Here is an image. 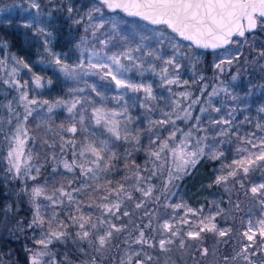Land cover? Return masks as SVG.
<instances>
[{
  "label": "snow or ice",
  "instance_id": "6c2138e0",
  "mask_svg": "<svg viewBox=\"0 0 264 264\" xmlns=\"http://www.w3.org/2000/svg\"><path fill=\"white\" fill-rule=\"evenodd\" d=\"M99 3L111 11L119 9L128 16L138 17L150 25L164 26V29L170 30V33L175 34V36L165 31H159V34L155 36L145 34L146 30L142 26H138V31L135 33L121 35L117 24L106 20L103 17L101 8L96 7L89 11L88 20H93V12L101 13V16L98 21L85 28V33L90 28L91 37L100 47H97L95 43H91L87 35L80 37V42L76 45L80 49L78 63L70 65L64 62L59 55L52 53L47 47L48 41H44L45 51L54 56V59L49 63L58 66V70L66 78L79 81L83 77L99 76L101 80L114 83L117 90L123 89L125 91L113 97L118 104L123 101L121 110L107 109L104 106L93 107L91 110V120L94 122V126L102 128L109 138L101 139L93 131L85 135L81 141H77L76 134L78 131L82 133L89 132L88 128L84 126V115H80L78 122H73L67 127L63 124L60 125L63 132L72 135L69 139H65L62 135L60 137L61 156L59 163L62 164L67 173H75L79 170L78 177L67 180L66 184L60 182L59 187H53L51 192H49L47 184L35 185L30 190L25 184V187L21 189L29 195L35 209V215L29 227H43L45 223L47 224V231L42 233L39 240L35 241L40 249L36 251L29 250L31 251L29 264H44L45 257H51L47 264H57L55 254L49 250V246L54 242L66 243L69 239L74 244L77 242L87 243L97 254L92 256L90 260L82 261L81 264H103V260L106 259L104 254L112 246L114 233L124 232L128 228L127 224L117 225L109 219V217H115L119 220L120 216L117 213L120 212L123 202L133 200L132 192L126 190L128 181L134 179L135 182L129 186L142 196L139 202H135V209H141L149 198L155 201L159 200V197H153L155 190L153 185L142 186L157 176L158 173L161 176L166 173L164 180V190L166 191L168 185L172 184L173 181L188 175L189 169L194 168L201 158L208 156L210 159H219L224 155L222 151L217 152L215 148L206 152V148L209 147L205 143L208 140V129L201 125L200 116L194 118L195 123L191 124L187 131L176 125L178 120L187 123L193 119V108L200 103V97L192 98V93L189 91L173 93L176 98L171 100V111L161 109L162 118H149L148 120L147 131L153 133V129L158 130L149 137L152 146L149 149L152 168L145 167L141 169L134 162L133 166L126 163L124 167L128 169L130 175L124 176L122 181H116L115 184L111 179L106 178L101 183V174L106 177L114 169L115 162L119 160V156L110 146L111 141L140 144L141 130L137 129L133 132L128 128L131 116L127 115L128 100L125 99V96L128 92H143L145 102L141 103L140 107L145 108L148 113L155 110L147 103L157 99L153 92V85L151 83L134 82L129 76L130 73L135 71L143 76L145 72H151L159 76L161 86L188 85L189 81L184 80L181 82L179 79V69L181 68L179 60L185 58L186 54L181 51V45L175 39L176 37L180 41L190 42V46L194 45L197 49H225L227 51L228 46L237 45L238 47L234 53H229L225 58L214 64L217 70L223 72L222 65L231 66L234 61L238 62L241 56L244 55L242 49L243 45L247 43L246 34L253 33L257 27L264 30V0H99ZM31 8L36 9L39 14L40 4L35 0L31 3ZM72 11L73 9L69 7L68 12L71 14ZM75 22L79 24L81 20ZM34 23L39 24L37 17H33V22L25 23L24 27L32 28ZM105 23L111 24L112 31L107 35L101 33L98 36L97 33L105 27ZM36 30L39 33L50 35V33H46L43 27H37ZM117 35L120 39L114 43L113 41ZM137 35H139V40L135 42V46H132ZM152 41H154V44ZM166 42L173 49V54L167 56V58H165L163 51ZM112 49L116 50L113 51ZM261 58H264V48L257 52L254 60ZM12 59L16 62V65L28 69L29 72L32 71L30 65L23 58L13 56ZM155 61L161 63L159 71H157ZM6 66V61L0 59V67ZM18 71V67H12L8 73L9 79L3 80V83L15 87L17 90L26 88L27 81L21 84L16 79ZM200 79L202 80L203 77H200ZM232 79L235 80L236 77L233 76ZM41 81L42 78L39 75H34L33 82L37 87L43 86ZM196 82L193 80V83ZM48 83H51V81H48ZM87 87L91 88V91L101 97L102 100L106 99L95 85H87ZM206 88L207 85L201 88V96ZM168 90L171 92L170 87ZM69 91L82 93L85 89L76 88ZM220 91L227 92L228 90L227 88H213L206 101L208 107H201V113L208 112L209 108L217 113L221 111L219 107H214L211 103V98L217 96ZM19 99L24 109L22 116L15 111L11 103L7 105L8 111L15 117L16 123L14 128L3 136L7 152L2 159L6 162L7 172L11 174L13 179L35 181L40 175L43 165L33 163L37 157H34L28 142L32 140L34 144L35 137L31 135L27 122L29 117L37 111L32 106L38 105L40 102L35 98L29 99L27 91H21ZM89 102L91 103L90 98ZM43 105L48 106V113H51L54 108L64 106L69 114H73L75 121L74 112L77 106L81 105V98L73 97L71 102L57 100L55 103H49L45 100L40 106ZM261 111H264V108ZM227 115L232 116V119H234L232 112ZM232 119H225L223 116L219 119L209 118L208 122L213 126H228L219 128L213 135V139L216 136L229 135L232 128ZM6 123L11 125L12 119L7 120ZM169 125L171 127H168ZM255 127L258 132L264 133V124L257 123ZM159 130L167 131V135H161ZM2 131L3 128L0 127V132ZM178 133L180 134L179 139ZM197 133H203V135H196ZM57 134L59 135V133ZM232 135L237 136L244 146L237 148V153L240 154L238 159L232 160L231 164L223 165V168H227L228 171L226 174L218 175L215 178L214 183L217 185H226L230 179H236L241 173L246 177L254 168L264 167V163H262L264 162V135L258 136L257 132H250L246 136H239L238 132H232ZM223 142L218 141V143ZM44 144L50 149L57 147L55 143L49 144L47 140L44 141ZM67 148L71 149L72 158L70 161L64 158ZM137 150L139 149L137 148ZM128 155L130 156L131 153H128ZM51 159L57 160L58 157L53 153ZM56 171L54 168L53 172ZM142 172H148L149 175L145 177L141 174ZM77 180L79 181L78 186L73 187L74 182ZM237 183L240 184L241 188H244L243 180H238ZM249 194L258 199L262 210H264V183L252 184L245 191V195ZM40 198L48 201L46 207L52 209L51 215L47 218L41 214V204L37 202ZM85 200L88 202L85 203ZM58 207L69 209L66 213L68 223L59 218V212L56 211ZM85 207L98 209L99 215L94 216L91 211H83ZM165 207L172 208L173 215L170 219H166L158 225L160 239L156 240L155 237L145 235L146 229H152L151 218L143 227L135 225L133 231H138V235L132 237L131 232H129L128 238L123 243L129 244L130 239L131 244L140 245L141 250L126 254V258L121 259L120 264H150L153 257L143 252L145 246L148 248L158 246L161 252L169 253L172 251L170 247L172 245H177L180 251L191 247L187 241L202 240V234L204 233H211L219 238L231 235V228H219L216 223V218L225 213V209L219 206H217L215 213L210 212L207 215L203 214L202 208L197 211L184 203L166 204ZM239 207V203L235 204L236 209H239ZM180 209H185L183 216H179L178 210ZM189 214L198 219L191 222L188 219ZM122 215L130 217L131 214L128 210H124ZM144 215L154 217L155 213L145 211ZM172 221H176V223ZM177 224L190 225V227L187 231H184L181 227H177ZM70 227L76 229L74 236L69 231ZM240 238L242 242L239 250H234V254L231 256H223L224 264H229L230 261L232 264H240V262L242 264H264V216L255 222L249 218L246 227L240 233ZM244 240L247 243H243ZM223 243L227 244L228 241L225 240ZM116 247L118 248L119 245H116ZM78 251L87 255L83 247H80ZM197 251L201 257H207L209 254L207 247L198 246ZM142 252L143 256L141 255ZM257 256L262 258L259 260L253 259ZM65 260H68L67 254H65Z\"/></svg>",
  "mask_w": 264,
  "mask_h": 264
},
{
  "label": "rangeland",
  "instance_id": "374dc122",
  "mask_svg": "<svg viewBox=\"0 0 264 264\" xmlns=\"http://www.w3.org/2000/svg\"><path fill=\"white\" fill-rule=\"evenodd\" d=\"M2 1L6 0H0V27L2 25L9 24L12 21L21 22L24 25L25 23L33 22V17H37V19L39 20V24L34 23L33 27L29 28L30 30L28 32L31 39V44L35 46L34 54L37 55L36 58L42 56L44 57V59L47 60L48 63L49 61H52L54 59V56L49 55V53L45 51V40L48 41L47 47L51 50L52 53L59 55L64 62L71 65L78 63L80 59V49L76 47V45L80 42V37L87 35L91 43H95L97 47H100V45L91 37L90 28L88 32L85 33V28H88L91 23L98 21L101 16V13L93 12V20H88L87 15L89 11L96 7L101 8L103 17L106 20L115 22L117 24L121 35L125 33L137 32L138 26H142L146 30L145 34H152L153 36L158 35L159 31H165L171 34L170 30L164 29V26L150 25L146 21H143L138 17H130L122 11H111L101 5L98 0H67L71 7H73L72 9L74 13L73 24L70 25L66 30H64L63 28L53 27L55 23H53V16L50 10L55 9L56 2H54V0H35V2L40 4L39 14L37 13L36 9L31 8V3L33 2V0H14L15 3L10 5L9 7H5L6 4L2 3ZM77 20H81V23H76L75 21ZM37 27H43L46 33H50V35H45L43 33L37 32ZM111 31V24L105 23V27L103 29H100V32H98L97 35L100 36L101 33L107 35ZM171 35L175 36V34ZM119 39L120 37L119 35H117L113 42L115 43L119 41ZM175 39L179 41L181 45V51L186 54L185 58L179 60V63L181 64V68L179 69V79L181 82L187 80L189 81V84H181L179 86H161V81L158 75H154L151 72H145L143 76H141L140 74L133 71L129 74L130 78L134 82L151 83L153 85L154 95L157 97L155 101L147 102L155 109L153 112L148 113L146 112V109L142 107H140V109L143 115L146 117L147 121L149 120V118L160 119L162 118L160 111L161 109H163L164 111H171V100L176 98L175 96H173V93L189 91L192 93V98H196L197 96H199L200 103L195 105L193 108V119L189 121L188 129L191 124L195 123L194 118L196 116H200L201 125L208 129V140L205 143L209 147L206 148V152L215 148L217 152L222 151L224 155L221 156L219 159H210L208 156L201 158L200 161L196 164L195 169L193 170L191 177L188 178L187 182H185V184L176 186L165 202L159 203L158 201L154 200V202L157 204L154 208V211H152V213H155L154 217L145 216L142 213L141 209H135V204L132 208V211L130 212V217H124L122 214L119 213H117V215L120 216L119 220L115 219V217L114 219L113 217H109V219H111L113 223L117 225L127 224L128 228L124 232L114 233L112 246L110 250L104 254L106 256V259L103 260V264H120L121 259L126 258V254H131V252L133 251H140L141 246L131 244L130 239L129 244L127 245L123 243V241L128 238L129 232H131L132 237L138 235V231H133L134 226L139 225L140 227H143L149 222L150 218L152 219V229H146L145 235L149 237H155L156 240H159L160 230L158 229V225L164 220L170 219L173 215V209L170 207H165L166 204L174 205L178 203H184L188 207H191L192 209L197 211L202 208L204 215H207L210 212L215 213L217 206H219L220 208L225 209V213L224 215L218 216L216 218V223L219 228H231L232 232L230 236H226L224 238H219L218 236L211 233H204L202 234V240H188L187 243L191 245V247H187L183 251H180L177 245L170 246L172 248V251L169 253L161 252L158 246L155 248H148L147 246H145L143 252H146L148 255L153 257L150 264H197V262H199V264H224L222 259L223 256H231L234 254V250H239L240 244L242 242L240 238V233L246 227L249 218H251L252 221L255 222L257 219L264 216V210H262L260 204L259 206L254 207V210H248L243 208L244 206H240V200L238 197V190H236V186L239 184L237 183L238 180H243L242 173L238 175L236 179H230L226 185H217L214 183L215 178L218 175L226 174V172L228 171L227 168H223V165L231 164L232 160L238 159L240 154L237 153V148L244 146L241 144L237 136L232 135V132H238L239 136H246L250 132H257L258 136L264 135V133L258 132L255 127L257 123L264 124V111H261V109L264 108V82H259L256 77L249 71L245 72L242 70L241 72H230L232 66L235 64L236 61H234L231 66L227 64L222 65L225 72L228 73V76L219 78L218 83L213 88H227L228 91H220L217 96L211 98L212 106L219 107L221 111L217 113L212 111L211 108H209L208 112L201 113V107H208L206 103L208 99V94L211 93L213 90V88H206L202 96L201 90L197 94L193 91V80L195 78V75L198 73L193 63L197 58L199 59L201 57L202 52L190 50L191 47L195 46H190V42L188 41H180L178 37H176ZM138 40L139 35L135 37L132 46H135V42H137ZM62 42H64L65 48H62ZM152 43L154 44V41H152ZM55 45H57V47H55ZM237 47V45L228 46L227 51L225 49L212 50L215 56V63H218L220 59L225 58L229 53H234ZM112 50L115 51L116 49ZM163 51L165 58L173 54V49L167 45V42ZM13 56L19 58L16 52L10 49L9 45L4 42L0 35V59L5 60L7 65L6 67L1 68L6 71V78L9 79L8 73L11 71L12 67L19 68V71L17 73L18 76H21L24 71L27 75H29L30 72L28 71V69L16 65V62L12 59ZM154 63L157 65V71H159L161 63L159 61H155ZM49 64L53 67L56 66L52 63ZM171 71L172 70L170 69V72ZM233 76L236 77L235 80L232 79ZM200 77L201 74H198V78ZM88 80L89 81H86V79L82 78L78 81L79 83L74 86V89H85V91L82 93L76 92L77 95L75 97H80L82 104V106L79 107L80 109L76 111L78 115L82 113L81 108L83 107V104H85V102L89 104H95L96 98L98 97V105L102 106V104L104 103V100H102L101 97L93 93L91 91V88L87 87V85H95L97 87V90L103 93L106 98L108 97V93H115L116 95H119L120 93L125 91L123 89L117 90L114 83H110L106 80H101L100 78H98L97 80L96 78L91 77ZM24 82L25 81H22L21 84H23ZM32 82L33 81H31V83L29 82L26 88L20 90H17L15 87H10L7 84L3 85L0 82V127L3 128L1 134L2 140L0 141V162L4 171V175L7 179L13 178L11 174L7 172V164L2 159V157L5 156L7 152V146L3 140V136L9 133L12 128H14L16 123L15 117L9 113L7 105L11 103L15 111L20 113L22 116L24 113V109L19 99L20 92L27 91L29 99H36L37 91L35 89H32L34 87ZM169 87L171 88V92H169L168 90ZM161 97H163V99H161ZM233 97H235V99H233ZM89 98L91 100V103L89 102ZM125 99L128 100L127 115H129V109L133 103H137L140 106L141 103L145 102L143 92H128V94L125 96ZM120 103L116 104V108H118L119 110H121L123 106V101H121ZM35 106L38 105H33L32 107ZM229 112H232L234 119H232V116L227 115ZM76 113L74 114L75 116H77ZM221 116H223L225 119H232L231 131L228 136H216V138L213 139V135L219 128L228 126H213L209 124L208 120L209 118L219 119ZM32 117L33 118H31L29 123H32L31 125L33 129L35 127L33 126V123H35L38 129L37 132L41 133V127H46L49 120V115L46 112L35 111ZM9 119H12L11 125L6 123V121ZM168 127L171 126L169 125ZM128 128L129 130H131L130 122L128 123ZM156 131L158 130L153 129V133ZM159 131L161 132V135H167V131ZM46 132L47 128L44 132V135H46ZM196 135H203V133H197ZM105 138L109 137H104L101 139ZM218 141L224 142L218 143ZM28 146L32 149L34 157H37V159H34L33 163H40L43 165V157H45L44 150L46 144H37L35 142L33 144V141H31L28 142ZM110 146L113 150V141H111ZM42 168L43 167H41V171ZM63 171L64 169L62 166L60 172L53 173L46 179H42L39 175L35 181L18 180L19 186L24 188L26 184L27 188L29 187L31 189L35 185L47 184V188L49 192H51L53 187H59L60 182L66 184L67 180H69V177L66 176ZM105 178L111 179L114 184L116 181H122L123 179L122 177H113V174L110 172L107 174L106 177L104 174H101V183H103ZM134 182V179L132 181L127 182V191L132 188L129 185L133 184ZM259 183H264V178H258L252 182V184ZM78 184L79 182L76 183L74 187H77ZM29 202L32 205V217L34 218L35 209L30 198ZM37 202L41 204V214L44 215L46 218L50 216L52 213V209L46 207L48 201L40 198ZM87 202L88 201L85 200V203ZM237 203H239V209L235 208V204ZM145 206L148 210L147 204H145ZM4 211L5 212L3 214H5V216L3 215L2 217H0V233H4L2 236H5L3 238L6 239L8 236V232L10 231L15 222V219L10 203L7 202L5 204ZM56 211L59 212V218L65 220V222L68 223L66 219V213H68L69 209L67 207H58ZM83 211H91L93 212L94 216L99 215L98 209H88L85 207ZM184 211L185 209L178 210L179 216H183ZM235 212L238 214V218L236 217L237 220L234 224L231 215H233V213ZM179 216L177 217V219L179 218ZM188 219L191 222H195L198 218L193 217L191 216V214H189ZM123 220L125 222H122ZM172 222L176 223V221ZM177 227H181L184 231H187L190 225L177 224ZM153 229H155V231H153ZM30 231L32 232L31 235L33 236V239L35 241L39 240L42 236V233H45L47 231V224L45 223L43 227H30ZM69 231L74 236L76 229L70 227ZM101 231H103V229H101ZM218 240L220 241L219 243ZM225 240L228 241L227 244L223 243V241ZM243 243H247V241L244 240ZM116 245H119V247L117 248ZM1 246L2 245L0 244V264H12L14 261L13 254L11 253L12 251L9 250L7 247H3V250H1ZM198 246L207 247L209 249V254L207 257L200 256L199 252L197 251ZM80 247H83L85 249L87 255H84L78 251ZM39 249L40 246L36 243L34 245H28V263L31 251H36ZM49 250L55 254L57 264H69V262L70 264H81L82 261L90 260L92 256L97 255L94 249L90 248L87 243L81 244L77 242L74 244L71 239H69L66 243L54 242L52 245L49 246ZM143 252L141 254L142 256ZM65 254H67L68 260H65ZM261 258L262 257L260 256L253 257V259L256 260H259ZM49 259H51V257H45L44 264H47V261ZM229 264H232V262L230 261ZM240 264H242V262H240Z\"/></svg>",
  "mask_w": 264,
  "mask_h": 264
},
{
  "label": "trees",
  "instance_id": "16d2710c",
  "mask_svg": "<svg viewBox=\"0 0 264 264\" xmlns=\"http://www.w3.org/2000/svg\"><path fill=\"white\" fill-rule=\"evenodd\" d=\"M54 2H56L55 9L50 10L53 16V23H55L53 27L63 28L64 30H66L70 25L73 24L74 11H72L71 14L68 12V8L71 7V5L67 2V0H54ZM2 3L6 4L5 7H9L10 5L14 4L15 1L6 0L2 1ZM29 30V28L24 27L23 23L12 21L11 23L2 25L0 27V35L4 42L9 45L10 49L15 51L19 58H23L24 61L28 63L32 69L29 75H27L24 71L21 76L16 75V79H18L20 83L22 81L31 83V81H34V75H39L42 78V87H37L35 83L32 82L34 86L32 89H35L37 91L36 99L38 102H40L38 106H35L34 108H36L37 111L46 112L49 115L50 119L48 120L46 127H41V133L37 132L38 129L35 123H33V126H35L34 129L31 125L32 123H29L31 118H33L32 116L29 117L27 125L31 135L35 137V143L44 144V141L47 140L49 144L55 143L57 145L55 149H50L47 145L45 146V157H43L44 164L40 173V177L42 179H46L54 173V168L57 170L55 173L61 171L62 164L59 163V158L61 156L59 148L61 135L64 136L65 139L71 138L72 135L70 133L63 132L60 128V125L63 124L65 127H67L73 122H78L80 115H84V126L88 128L89 132L82 133L78 131L76 134L77 141H81L85 135H88L93 131L97 133V136H99V138L108 137V134L104 132L102 128H96L94 126V122L91 120L92 108L99 107L98 97L96 98L95 104H89L85 102V104H83V107L81 108L82 113L80 115H78L76 111L80 109L79 107L82 106V104L77 106V109L74 112V114H77V116L74 115L75 121L73 119V114H69L66 107L64 106L54 108L51 113H48L47 105L40 106L45 100L49 103H55L57 100L71 102V100L77 95V93L70 92L69 90L74 89V86H76L79 82L66 78L63 73L58 70V66H51L47 62V60L44 59V57L40 56L36 58L37 55L34 54L35 46L31 44V39L28 32ZM246 36L247 43L243 45L242 49L244 55L241 56L238 62H235L230 72L235 73L241 72L242 70L245 72L249 71L256 77L259 82H264V58L254 60V57L257 56V52L264 48V30L258 27L253 33L246 34ZM61 44H63L62 48H65L64 42H62ZM55 47H57V45H55ZM190 50L202 52L201 57L199 59L197 58L193 63L196 71L198 72H196L197 74L194 78V80L197 82L193 83L192 85L194 89L193 91L196 94L201 90V88H203L204 85H207V88H213L218 83L219 78L228 76V73H226L225 70H223V72H220L214 67L215 56L212 50H202L195 47H191ZM5 73L6 71L0 67V82L3 85V80L7 79ZM198 74H201V77H203L202 80L198 78ZM91 77H94L97 80L99 78V76H87L83 78L86 79V81H89L88 79H90ZM48 81H51V83H48ZM115 96H117L115 93H108V97L104 99V103L102 104V106L107 109H116L118 111L119 109L116 108V104L118 103L113 99V97ZM129 115L131 116V131L135 132L137 129L141 130L140 144L135 145L134 143L113 141V151H115L119 156V160L115 162V167L111 171L113 177L115 178H123L126 175H130L128 169L124 167L126 163L129 166H133L134 162L136 165H139L141 169H144L145 167H147L148 169L152 168V163L149 158V149L152 146L150 145L149 137L153 133L147 131L148 121L146 120V117L143 115L140 106L137 103H133L131 105L129 109ZM188 124L189 122L185 123L182 120H178L176 122V125L184 131L188 130ZM77 126L79 128L78 123ZM46 128L47 132L46 135H44ZM57 133H59V135ZM1 134L2 132H0V141L2 140ZM179 138L180 134L178 133V139ZM31 141L32 140H29V142ZM137 148L139 150H137ZM53 153L57 155V160L51 159ZM128 153H131V155L129 156ZM64 158L68 159L69 161L71 160L72 156L70 148L66 149ZM194 169L195 167L189 169V174L184 175L182 179L173 181L172 184L168 185V189L166 191L164 190V180L166 178V173L163 176L158 173L157 176L153 177L150 181H147L142 186L146 187L148 185H153L155 187L153 197H159L158 202L163 203L167 200L176 186L185 184V182H187L188 178L191 177ZM63 172L66 176L69 177V179H74V177L79 176V170H77L75 173H67L65 170ZM141 174L145 177L149 175L148 172H142ZM258 178H264V167H256L251 170L246 177L243 176L244 188H241L240 184L236 186L241 207L244 206L243 208L245 209L254 210V207L259 206L260 203L258 199L253 198L250 194L245 195V191L250 188L252 182ZM78 182V180L75 181L73 187ZM22 188L23 187L19 186L18 180H14L11 178L7 179L5 177L0 162V217H2L3 215L5 216V214H3L5 212L4 206L8 202L11 204L13 216L15 219V222L8 232V236L6 239L3 238L5 236H2L4 233H0V244L2 245L1 250H3V247H7L12 251L11 253L14 257V261L12 264H29L27 247L28 245L35 244V240L31 235L32 232L30 231L29 227V224L31 223V220L33 218V209L32 205L29 202V195L22 191ZM28 189L30 190L29 187ZM129 192H132L133 200H125L121 206L119 214H122L124 209H128L129 212H131L135 202H139L142 199L141 194L134 191L133 188H131ZM145 204H147L148 210L146 209V206L141 208L143 214L145 211H154V208L157 205L151 198H149V200ZM237 215L238 214L236 212L231 215L234 224L238 218ZM122 222L125 221L123 220Z\"/></svg>",
  "mask_w": 264,
  "mask_h": 264
},
{
  "label": "water",
  "instance_id": "95a60500",
  "mask_svg": "<svg viewBox=\"0 0 264 264\" xmlns=\"http://www.w3.org/2000/svg\"><path fill=\"white\" fill-rule=\"evenodd\" d=\"M98 1H99V0H98ZM115 11H121V10L118 9V10H115ZM122 12H123V11H122ZM125 14H126V13H125ZM126 15H127V14H126Z\"/></svg>",
  "mask_w": 264,
  "mask_h": 264
}]
</instances>
